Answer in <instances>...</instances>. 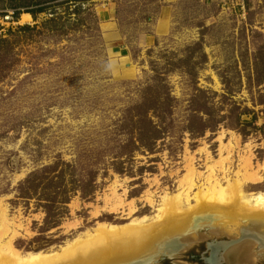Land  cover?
I'll list each match as a JSON object with an SVG mask.
<instances>
[{"label":"rangeland","instance_id":"374dc122","mask_svg":"<svg viewBox=\"0 0 264 264\" xmlns=\"http://www.w3.org/2000/svg\"><path fill=\"white\" fill-rule=\"evenodd\" d=\"M61 163L69 188L91 170L96 187L46 229L18 187ZM209 175L261 178L243 191L264 193V0H0V246L57 252L98 225L152 220ZM218 229L136 261L192 264L207 242L240 240L224 261L264 264V225Z\"/></svg>","mask_w":264,"mask_h":264},{"label":"bare ground","instance_id":"6f19581e","mask_svg":"<svg viewBox=\"0 0 264 264\" xmlns=\"http://www.w3.org/2000/svg\"><path fill=\"white\" fill-rule=\"evenodd\" d=\"M30 22L29 14L20 16V24ZM260 180L242 175L223 186L214 175H209L206 186L190 182L188 192L162 197V207L152 220L134 219L122 226L98 225L93 233L73 240L57 252L21 256L7 243L0 246V253H3L0 264H146L136 260L158 248L164 251L160 259L171 256V250L182 246L180 239L192 231H219V226L223 228L220 230L233 226L241 229L243 224L258 230L264 225V193L246 194L243 189L248 183ZM193 190L196 191L191 196ZM211 242V250L218 260L214 264H221L224 258L218 257L239 243L238 240L228 241L230 244L218 240ZM225 263L231 264L228 260Z\"/></svg>","mask_w":264,"mask_h":264},{"label":"trees","instance_id":"16d2710c","mask_svg":"<svg viewBox=\"0 0 264 264\" xmlns=\"http://www.w3.org/2000/svg\"><path fill=\"white\" fill-rule=\"evenodd\" d=\"M13 9L15 10L13 15L19 14L16 8ZM26 14L32 15L30 12H26ZM70 168L64 163L56 164L51 168H44L40 173L30 175L18 187V194L21 199L30 200L38 196L40 208L45 213L44 227L46 229L58 226L60 219L67 212L65 206L69 203L72 193L80 192L81 198L85 200L94 194L96 172L87 171L86 176L72 182V186L69 188L64 182V176Z\"/></svg>","mask_w":264,"mask_h":264},{"label":"water","instance_id":"95a60500","mask_svg":"<svg viewBox=\"0 0 264 264\" xmlns=\"http://www.w3.org/2000/svg\"><path fill=\"white\" fill-rule=\"evenodd\" d=\"M240 241V240H239ZM223 242H228V241H223ZM229 243V242H228ZM211 244H212V242L210 241V242H207L206 243V249H207V254H208V257H206L205 255V253H203L202 254V260H203V262H205L206 264H211V262H210V260L213 262V264L216 262V261H218L217 260V254H215V253H213V251L211 250ZM230 244V243H229ZM160 260H165V258L163 259H160ZM217 263V262H216ZM222 264V263H221Z\"/></svg>","mask_w":264,"mask_h":264},{"label":"flooded vegetation","instance_id":"af4514ba","mask_svg":"<svg viewBox=\"0 0 264 264\" xmlns=\"http://www.w3.org/2000/svg\"><path fill=\"white\" fill-rule=\"evenodd\" d=\"M201 256H202L201 254L197 255L194 252H192V254H190L188 257V261L192 264H206L205 262H203ZM206 257H208V255ZM221 257H222V255H220L218 258H221ZM163 264H169V263H168V261H166ZM222 264H226L225 261H223Z\"/></svg>","mask_w":264,"mask_h":264},{"label":"built area","instance_id":"2783aa9c","mask_svg":"<svg viewBox=\"0 0 264 264\" xmlns=\"http://www.w3.org/2000/svg\"><path fill=\"white\" fill-rule=\"evenodd\" d=\"M206 1H212V0H206ZM222 1H225V0H222Z\"/></svg>","mask_w":264,"mask_h":264}]
</instances>
